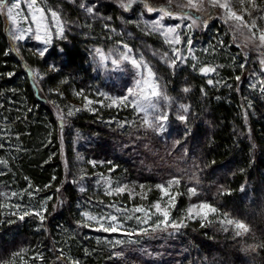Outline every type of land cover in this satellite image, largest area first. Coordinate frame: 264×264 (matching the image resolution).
Returning a JSON list of instances; mask_svg holds the SVG:
<instances>
[{
    "label": "trees",
    "instance_id": "1",
    "mask_svg": "<svg viewBox=\"0 0 264 264\" xmlns=\"http://www.w3.org/2000/svg\"><path fill=\"white\" fill-rule=\"evenodd\" d=\"M98 3L113 18L149 7L170 11L168 17L192 14L176 10L169 0ZM1 7L0 264H118L76 221L77 188L69 172L75 130L88 137L78 148L84 162L114 164L120 178L151 187L176 176L183 190L194 183L192 201L216 209L208 219L190 220L175 230V243L187 249L179 264H264V97L245 88V54L224 15L214 12L208 25L214 42L223 45L211 44L208 29L195 30L221 64L214 85L188 70L166 74L172 88L188 89L191 104L190 118L174 122L165 137L174 132L177 144L186 146L185 175L162 160L168 140L131 119V111L90 98L96 84L85 56L91 35L68 34L55 41L40 60L47 68L53 63L43 78L34 72L40 58L10 39ZM93 27L94 37L102 35ZM175 199L179 210L190 197L180 190ZM218 216L236 219L249 231L235 235L220 226Z\"/></svg>",
    "mask_w": 264,
    "mask_h": 264
},
{
    "label": "rangeland",
    "instance_id": "2",
    "mask_svg": "<svg viewBox=\"0 0 264 264\" xmlns=\"http://www.w3.org/2000/svg\"><path fill=\"white\" fill-rule=\"evenodd\" d=\"M160 1L164 2V0ZM261 1L262 3L255 0V7H253L246 0L243 8L247 11H244L238 2L233 8L238 15H243L247 24L250 25L253 21L256 23L257 27L251 31L240 22L226 20L224 11L211 7L208 0H204L201 11L183 7L182 5L187 4V0L171 1L176 6L174 7L176 10L183 11L187 8L186 10L192 13L188 16H194L192 18L196 19V23L191 27L189 25H192V19L187 18L186 15L168 17L159 11H144V9H140L133 16L123 14L113 18L102 11L98 0H36L34 8L28 7L31 0H21L20 7L13 9L11 18L7 9L16 0H3L1 10L7 19L10 39L23 45L29 54L40 58L37 59L34 72L43 78L45 76L43 71H48L53 63H48L47 68L43 67L44 64L40 60L55 41L64 39L68 34L91 35L90 41L86 43L85 56L89 74L96 84H94L93 96L90 98L95 104H106L131 111V119H140L148 129L157 132L163 141L168 140L166 155L161 154L162 160L172 166L175 172H184L187 175L188 171L181 168V164L188 159L184 150L186 146L177 144L174 132H171L170 139L165 137L167 133H170V127L174 125V122L183 121L179 119L180 116H184L185 119L190 118L191 104L185 96V87L172 88L166 74L175 76L188 70L206 77L208 84L214 85V79L217 77V70L221 64L215 59L209 47H206L207 43L196 38L198 36L195 30L208 29L207 38L211 44L220 43V46L223 45L222 42H214L212 31L208 28L210 19L216 16L212 14L216 12L219 16L224 15L221 17L223 21L229 27L231 26L232 30H230L234 31V34L238 35V44L245 54V63L248 66L245 69V88L264 97V47L260 46L259 41V35L264 32V0ZM88 7L93 8L91 13L86 10ZM37 8L43 9V14L36 12ZM51 11L58 13L57 19H53ZM33 15L35 20H33ZM42 16L43 18H41ZM210 16L212 17L210 18ZM90 24L96 26L93 28L100 27L101 32H99L102 35L95 34L97 37H94ZM237 24H240L239 28H237ZM61 26H63V32L58 36L57 32L60 31ZM169 29H175V31L170 32ZM253 33H255V37H253ZM37 35L41 38L37 39ZM21 36L23 39H20ZM177 36L179 43L174 42ZM45 40L50 42L45 43ZM189 40H191L190 44ZM176 49L179 51H175ZM41 52L44 54L41 55ZM124 55L142 61L151 67L154 73L151 82L158 85L159 90L167 96V99L156 100L153 98L151 103H155L156 107L149 106V102L143 98L148 94L147 86L144 84V80L148 78L147 71L134 67L130 60L120 59ZM177 56L180 59H176ZM114 60H118L119 64H114ZM205 68H211L213 71L204 72ZM137 81L140 83L138 84ZM129 90H132L131 94ZM124 97H128V100L123 101ZM90 98L86 96V103ZM138 105L141 107L138 108ZM75 109L78 108L75 107ZM162 113L167 114V120L156 119ZM145 119L151 126L144 123ZM161 124L163 127L159 126ZM71 138L75 142L73 141L72 152L69 153V172L72 176L71 181L77 188L76 221L78 226L83 229L82 232L90 236L94 235L95 241H101L111 252V257L118 261V264H179L182 253L187 249L183 246L181 248L175 243L173 235H175L176 229L170 225L167 228H164L163 225L156 228L157 222L163 217L157 213L154 206L159 203L162 210L169 212L170 221L178 223L183 221V225H186L190 220H205L203 213H200L198 207L194 206L206 202L191 200L195 194L190 189H195V193L197 192L194 183L183 190L180 187V179L172 175L153 187L143 185V182L127 181L118 176L120 172H116L114 164L95 165L91 161L84 162V154H81L78 148L88 140V137L80 130H75ZM78 139L81 140L79 145L76 143ZM174 180L179 182L170 183ZM157 185H161L164 191ZM117 188L125 190L117 192ZM180 190L190 199L184 209L176 210L175 198ZM150 192H153L154 197H150ZM136 208H141L143 211L136 212ZM189 210L192 212V218H189ZM27 213H39L40 217L42 211L30 210ZM85 213L88 215L86 216ZM212 213L209 212L206 219ZM88 216H116L115 223L120 231L105 232L101 229V224L108 226L110 221L90 220ZM149 216L150 219H148ZM136 217L140 219L137 220ZM144 220L147 222L142 223L141 221ZM228 220L240 222L226 216L216 217V221L222 228L237 235L235 223L229 224ZM141 228L149 231L145 234H136ZM153 228L156 230L152 231ZM129 232L134 234L128 236L126 233ZM118 240L122 243H117Z\"/></svg>",
    "mask_w": 264,
    "mask_h": 264
},
{
    "label": "snow or ice",
    "instance_id": "3",
    "mask_svg": "<svg viewBox=\"0 0 264 264\" xmlns=\"http://www.w3.org/2000/svg\"><path fill=\"white\" fill-rule=\"evenodd\" d=\"M3 0H0V3H2ZM169 2H171V0H169ZM237 2L241 5L242 9L244 11H247V9H244L243 6L245 5V2L246 0H208V3L211 5V7L213 8H219V9H222L225 13V18L226 20H234V21H237V22H240V24H243L245 27H248L249 30L251 31L253 28H256V23L253 21L250 25L247 24L245 21H244V18H243V15H238L236 11L233 10L234 6L237 4ZM248 3L252 4L253 7H255V0H247ZM20 3H21V0H16L15 3H12L11 4V7H9L7 9L8 11V15L9 17L11 18V15H12V12H13V9H17L20 7ZM35 3H36V0H31V2L28 4V7L29 8H34L35 6ZM203 4H204V0H187V4L186 5H182L183 7H191L197 11H201L203 10ZM83 7V5H82ZM89 13H91L93 11V8L92 7H88L86 9ZM36 12H40L41 14H43L44 10L43 9H35ZM148 11H153V9L151 7L148 8ZM166 15H172V13L169 11V12H166L165 13ZM187 15V14H185ZM51 16L53 17V19H57L58 18V13L55 12V11H51ZM27 19V17H25ZM43 18V16L41 17ZM187 18L189 19H192V25H189V27L195 25L196 23V19H193L191 16H187ZM33 20H35V16L33 15ZM240 24H237V28L240 27ZM170 32H174L175 29H169ZM63 32V26L60 27V31L57 32V35L60 36ZM253 37H255V33H253ZM41 37L39 35H37V39H40ZM20 39H23V36L20 37ZM259 41H260V46L264 47V32H261V34L259 35ZM50 41L49 40H45V43H49ZM175 43H179V37L177 36L175 38ZM188 43L190 44L191 43V40L188 41ZM125 47H127L125 45ZM97 51L99 52V49H97ZM175 51H179L178 49H176ZM41 55H43L44 53L41 52L40 53ZM120 59L122 60H125V61H129L130 60V63L138 68V69H142V70H146L147 71V76L148 78L144 80V84L147 86V89H148V94L147 95H144V100L146 102H149V106L152 107V108H155L156 105L155 103H151L152 99L155 98L156 100H159V99H167V96L164 95L162 93L161 90H159L158 88V85L154 82H151L152 80V77L154 76V73L151 69V67L145 63H143L142 61H138L137 59H134V58H130L128 55H124L122 56ZM176 59H180L179 56L176 57ZM114 64H119V61L118 60H114L113 61ZM173 63H175V60H173ZM243 66V65H242ZM204 72H209V71H213V69L211 68H205L203 69ZM237 79H239V77H237ZM137 83L139 84L140 81H137ZM209 83H212V81H209ZM131 91L132 90H129L130 94H131ZM185 92L188 91L187 88L184 89ZM123 101H127L128 100V97H124L122 98ZM138 108H140L141 106H137ZM181 107H184V106H181ZM141 110H143V108H141ZM186 110V109H185ZM69 115H71V113H69ZM167 114H160L158 117H156V119H159L160 121H164V120H167ZM179 119L181 120H184L185 117L184 116H180ZM144 123L146 125H149V122L147 119H145ZM151 126V125H149ZM160 127H163V125H159ZM179 181H172L170 183H178ZM158 188H161L162 191H164V188L161 186V185H157ZM125 189L123 188H117L116 191L117 192H123ZM190 191L195 194V189H190ZM156 208V211L157 213H160L163 217V219L159 220L156 224V228H160L161 225H163L164 228H167L169 225L173 228V229H179L181 227H183V221L181 222H174V221H170L169 219V212L167 210H162L161 209V206L159 203H157L155 206ZM194 207H198L199 209V212L200 213H203L205 219L207 218L208 216V213L209 212H216V209L214 207H212L211 205L207 204V203H201L200 205L198 206H194ZM136 212H140V211H143V209L141 208H136L135 209ZM199 214V213H198ZM37 215H39V213H37ZM85 215L87 216L88 214L85 213ZM88 218L90 220L92 219H101V220H108L110 221L109 225L108 226H105L103 223L101 224V229L105 232H118L120 231V229L116 226V223L115 221L117 220V217L116 216H110V217H92V216H88ZM151 217L149 216L148 219H150ZM189 218H192V212L191 210H189ZM21 219H23V217H21ZM41 219H43V217H41ZM137 220H139L140 218L139 217H136ZM142 223H146L147 220H144V221H141ZM229 224H232V223H235V227L237 229V235L240 236V235H243L244 233L248 232L249 229L248 227L242 223V222H233L231 220H228L227 221ZM156 228H153L152 231H155ZM149 230L148 229H143L141 228L139 230V233H136V234H145L147 233ZM128 236H132L134 233H126ZM117 243H122V241H117Z\"/></svg>",
    "mask_w": 264,
    "mask_h": 264
}]
</instances>
